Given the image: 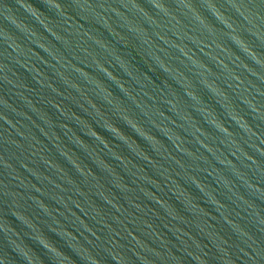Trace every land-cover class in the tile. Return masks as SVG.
<instances>
[{
  "label": "water",
  "instance_id": "1",
  "mask_svg": "<svg viewBox=\"0 0 264 264\" xmlns=\"http://www.w3.org/2000/svg\"><path fill=\"white\" fill-rule=\"evenodd\" d=\"M0 264H264V0H0Z\"/></svg>",
  "mask_w": 264,
  "mask_h": 264
}]
</instances>
